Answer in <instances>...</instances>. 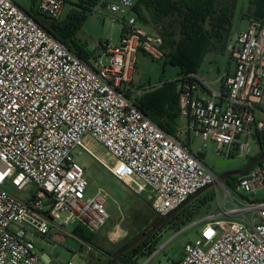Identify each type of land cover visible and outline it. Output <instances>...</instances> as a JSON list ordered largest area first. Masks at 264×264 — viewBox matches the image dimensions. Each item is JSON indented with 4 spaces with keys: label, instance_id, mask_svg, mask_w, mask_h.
<instances>
[{
    "label": "built area",
    "instance_id": "1",
    "mask_svg": "<svg viewBox=\"0 0 264 264\" xmlns=\"http://www.w3.org/2000/svg\"><path fill=\"white\" fill-rule=\"evenodd\" d=\"M67 1L40 0L37 14L58 20ZM104 1L123 25L117 45L101 44L108 64L100 56L79 58L36 12L0 0V264H39L32 235L60 243L75 236L70 224L92 233L106 224L105 194H87L86 169L75 154L89 155L136 194L150 189L151 209L162 218L217 182L181 141L185 129L168 134L130 95L137 55L165 60L162 36L139 22L133 12L139 0ZM228 48L235 69L221 79V92L206 75L178 77L179 113L201 138L200 152L211 142L219 155L249 157L248 140L257 143L258 132L264 133L255 114L264 96V21L251 18ZM97 144L102 157L92 149ZM8 183L17 191L35 185L36 191L23 199L6 190ZM220 185L233 207L218 204L201 236L185 243L172 264H264V199L256 198L264 191V160Z\"/></svg>",
    "mask_w": 264,
    "mask_h": 264
},
{
    "label": "rangeland",
    "instance_id": "2",
    "mask_svg": "<svg viewBox=\"0 0 264 264\" xmlns=\"http://www.w3.org/2000/svg\"><path fill=\"white\" fill-rule=\"evenodd\" d=\"M19 6L27 11H39L40 0H14ZM76 0H68L63 14L60 19L52 20L50 18H44L43 15H39L40 20L50 25H58L62 27L68 22L69 15L72 13H82L83 10L76 4ZM238 8L233 19V27L231 33L236 31L237 24L242 21L240 27L243 29L246 27L247 21L241 19L243 16L249 17L250 10L248 0H239ZM85 20L81 27L75 33V40L82 47L86 48L89 52L94 54V57H101L104 64H108L109 58L105 55L104 50L100 46L101 43L109 42L111 45H117L120 42V37L123 29V25L120 22H114L113 18L121 19L120 15L111 14L105 7H98L97 10L89 9L85 11ZM147 30L148 28L145 27ZM59 35L62 34V30L59 28L54 29ZM233 36L229 39V46L232 43ZM215 57L216 61L210 64V59ZM230 59L229 48L223 53H216L208 55L206 62L202 65L203 73L206 75L209 82H213L221 73L227 68ZM211 69V70H210ZM180 70L178 67L169 63H165L164 60H153L146 54L139 53L136 59V67L133 74V80L131 82V88L134 91L131 93L133 99H139L140 94L151 91L157 88V85H161L168 81L177 80ZM145 86L148 90H142L140 87ZM212 88L216 91L220 90L219 83H212ZM205 99H208L207 94H202ZM186 129L187 124L184 122ZM184 141L187 145L188 139L184 136ZM249 144L252 149V154L247 156H236L237 160L234 162L226 163L223 166H216L218 157L215 150V145L211 142L208 143V148L204 150V155L200 159L202 163L208 165L212 172L217 176L216 185L207 190L204 195H211L212 198L208 203L206 209L200 214L196 215L192 222L183 224L180 222L176 227L166 225L163 228V237L156 242L157 251L155 254H141L136 259L137 264H172L180 259L183 253V247L185 243L193 241L201 236L202 224H196L198 218L205 216V214L214 213L218 204H224L226 209L233 207L232 202L226 196L225 191L220 185L218 177L235 168L245 167L250 158L259 154L260 150L254 139L250 138ZM211 144V145H210ZM97 155L103 156L105 154L104 148L97 144L92 148ZM194 155H199L200 149L197 148V143L192 144L190 148ZM76 160L86 169V178L89 183L87 194L94 196L98 190H102L105 194V208L108 214L106 224L100 231L94 232L91 240V249L87 252L89 264H99L98 259L103 258L104 264L107 260L112 259L111 254L116 252L119 248L125 245L128 241H116L112 243H106L100 241L98 238L104 239L105 236L115 229L116 227L125 228L127 231V239L131 238L134 234L140 231L144 226H148L154 219V213L151 209L150 202V189L142 194H136L131 191L123 182L117 180L111 173L103 168L95 159L87 154H75ZM6 190L14 193L16 196L27 199L33 192L36 191L35 185H28L24 191H17L16 188L8 183ZM256 198L264 199V191H260ZM249 216V215H248ZM250 217V216H249ZM80 226L79 223H73L68 226V231L74 234L75 229ZM141 232V231H140ZM32 240L36 247L37 254L42 257L46 255L51 258V264H68L74 262L75 264H81L84 260L83 255L85 251L81 250V242L75 236L66 237L64 242H51L45 241L44 238L37 235H32ZM94 244L100 245L102 248L95 247ZM83 250H85L83 248ZM40 264H44L40 262ZM120 264V263H119Z\"/></svg>",
    "mask_w": 264,
    "mask_h": 264
},
{
    "label": "trees",
    "instance_id": "3",
    "mask_svg": "<svg viewBox=\"0 0 264 264\" xmlns=\"http://www.w3.org/2000/svg\"><path fill=\"white\" fill-rule=\"evenodd\" d=\"M76 2L83 12L70 14L68 22L63 28L58 25L49 26L40 20L37 13H34L33 16L48 32L63 42L72 53L87 61L96 57L77 43L75 33L85 20V11L94 9L100 3L102 7H105L107 3L104 0H76ZM238 3L239 0H139L133 12L144 27L162 36L166 55L164 61L178 67L179 76H182L198 73L208 54L226 51L232 36V23ZM248 5L249 18L264 21V0H248ZM44 18L48 17L44 16ZM57 28L62 30L61 35L55 32L54 29ZM101 48L104 50L105 46L101 45ZM135 103L162 130L168 133L176 132V119L179 116L178 79L165 82L160 87L145 92L139 99H135ZM256 140L260 152L252 156L248 164L258 155L264 153V133L258 132ZM238 177H230L224 183L230 185ZM202 195L179 211L174 218L173 227H176L180 222L183 224L192 222L196 215L207 210L206 207L212 196ZM147 230L148 228L142 230L125 245ZM74 235L91 244L93 233L87 229L78 226ZM154 238L155 234L147 236L127 251L117 264H137L136 259L139 255L152 254L156 249ZM148 242H151V247L145 252L141 251ZM125 245L110 257L113 258ZM110 261L111 259L104 264H109Z\"/></svg>",
    "mask_w": 264,
    "mask_h": 264
},
{
    "label": "crops",
    "instance_id": "4",
    "mask_svg": "<svg viewBox=\"0 0 264 264\" xmlns=\"http://www.w3.org/2000/svg\"><path fill=\"white\" fill-rule=\"evenodd\" d=\"M238 8V7H237ZM243 16V12H242V14H241V19H244V20H246L247 21V24H246V27L245 28H241L240 27V25H241V23H242V21H240L239 20V22H238V24H237V28H236V31H234L233 33H232V36L237 32V31H239V30H245L246 28H247V26H248V24H249V21H250V18L249 17H247V16H244V17H242ZM147 30V29H146ZM148 31H151V32H153L152 30H150V29H148ZM143 54V53H142ZM212 54H216V53H210V54H208V55H212ZM208 55L205 57V61L204 62H206V60H207V57H208ZM138 56V55H137ZM216 61V59H215V57H212L211 59H210V64H212V63H214V62ZM234 69H235V65H234V63L231 61V59H229V63H228V65H227V68L224 70V71H222L221 73L219 72L220 70H218V77L213 81V82H209L210 84H211V86H212V83H214V82H216V83H219L220 84V90L218 91V92H221L222 91V89H223V83H222V81H221V79L224 77V75H226V74H228V73H232L233 71H234ZM211 70V69H210ZM198 73H200V74H203V75H205L204 73H203V70H202V67L200 68V70H199V72ZM132 80H133V77H132ZM132 82V81H131ZM133 82H134V80H133ZM130 85H131V83H130ZM161 85H157V88L158 87H160ZM130 88H131V86H130ZM140 89H142V90H148V89H146V87L145 86H143V87H140ZM134 91V89L133 88H131V93ZM216 91V90H215ZM131 95V94H130ZM140 95H142V93L140 94ZM202 98H203V95L201 94L200 95ZM255 114H256V119L258 120V121H261V122H264V96H263V99H262V102L260 103V104H258V106H257V108H256V112H255ZM184 122H186V124H187V120L185 119V118H183V117H181L180 116V113H179V116L177 117V119H176V125H175V130H176V132H174V133H168V134H172V135H176V133L179 131V130H181V129H183V127H184ZM185 129V128H184ZM184 136H186V138L188 139V143H187V145L191 148L192 147V144H194L195 142L197 143V148L198 149H200L201 148V145H202V140H201V138L199 137V136H197V135H195L194 134V132L193 131H190V130H188V129H185L184 130V133H183V135L181 136V141L183 142V143H185V141H184ZM212 145H214L213 143H211ZM210 144V145H211ZM258 145V144H257ZM208 148V147H207ZM215 150H216V148H215ZM203 155H204V151H202V152H200L199 153V155H197L198 156V158H202L203 157ZM217 157H218V160L219 159H221V158H227V157H225V156H222V155H219V154H217ZM204 164V163H203ZM207 168H209L210 169V167L208 166V165H206V164H204ZM208 215H210V214H205V216H203V217H201V218H198V219H196L197 220V223L196 224H202L203 223V221L207 218V216ZM154 216H155V214H154ZM156 218V216L154 217V219ZM153 219V220H154ZM202 227V226H201ZM146 228V226H144L140 231H142V230H144ZM125 228H121V227H116L115 229H113L112 231H110L106 236H105V238L104 239H102V238H98L100 241H105L106 243H112L113 244V242H116V241H129L131 238H133L135 235H137V234H139L140 233V231H138L136 234H134L131 238H129V239H127L126 240V238H127V231H125L124 230ZM101 230V229H100ZM99 230V231H100ZM163 230L162 231H160L156 236H155V238H154V241H159L162 237H163ZM76 237V236H75ZM79 241H83V240H81L80 238H78V237H76ZM82 244V243H81ZM94 246L95 247H98V248H102L100 245H98V244H94ZM83 245L81 246V250L82 251H85V250H83ZM85 249V248H84ZM83 257H84V260L85 261H83L81 264H89V259H88V256H87V252L85 251V253H84V255H83V252H82V254H81ZM48 258L49 257H47L46 255H43L42 257H40V262H43L44 264H47V260H48ZM51 261H52V259H51ZM51 261H50V263L49 264H51ZM40 262H39V264H40ZM74 263V262H73ZM98 263L99 264H101V263H103V258L102 259H98ZM75 264V263H74Z\"/></svg>",
    "mask_w": 264,
    "mask_h": 264
},
{
    "label": "water",
    "instance_id": "5",
    "mask_svg": "<svg viewBox=\"0 0 264 264\" xmlns=\"http://www.w3.org/2000/svg\"><path fill=\"white\" fill-rule=\"evenodd\" d=\"M236 157H227V158H221L217 161L216 166H223L226 163L234 162L236 161ZM264 160V153H261L258 155L254 160H252L248 165H246L244 168L240 170H234V171H227L220 175L218 177L219 181L222 183L225 180H227L230 177L234 176H241L244 174H247L255 165H257L259 162ZM216 184L209 185L201 190H199L197 193L192 195L185 203H183L179 208H177L175 211L170 213L167 217H164L161 221L155 223V225L149 229L148 231L141 233L137 237H135L133 240H131L127 245H125L118 253L111 259L109 264H117L122 256L135 247L138 243H140L142 240H144L147 236H149L151 233H153L155 230L160 228L161 226L165 225L169 218H171L174 214L178 213L180 210H182L185 206L190 204L192 201L197 199L199 196H201L203 193H205L207 190H209L211 187L215 186Z\"/></svg>",
    "mask_w": 264,
    "mask_h": 264
},
{
    "label": "flooded vegetation",
    "instance_id": "6",
    "mask_svg": "<svg viewBox=\"0 0 264 264\" xmlns=\"http://www.w3.org/2000/svg\"><path fill=\"white\" fill-rule=\"evenodd\" d=\"M243 168H244V167H243ZM240 169H242V167H240V168H235V169H232V170H230V171L240 170ZM225 172H226V171H225ZM223 173H224V172H223ZM178 213H179V212H178ZM178 213L174 214L171 218L168 219V221L166 222L165 225L161 226L160 228H158L157 230H155V231H154L153 233H151V234H155V236H156L160 231L163 230V228H164L166 225H171V226H173L174 218L177 216ZM163 218H164V217H163ZM163 218H162V217H156V218L151 222L150 225L146 226V228H148V230L151 229V228L155 225V223L161 221ZM146 228H145V229H146ZM145 229H144V230H145ZM148 230H147V231H148ZM151 234H150V235H151Z\"/></svg>",
    "mask_w": 264,
    "mask_h": 264
}]
</instances>
